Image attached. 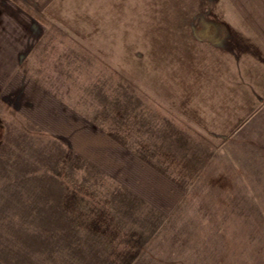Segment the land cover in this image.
I'll use <instances>...</instances> for the list:
<instances>
[{
	"label": "rangeland",
	"instance_id": "obj_1",
	"mask_svg": "<svg viewBox=\"0 0 264 264\" xmlns=\"http://www.w3.org/2000/svg\"><path fill=\"white\" fill-rule=\"evenodd\" d=\"M39 21L22 69L58 97L5 94L0 67V264H264V106L235 130L199 129L156 97L133 47ZM155 61L169 86L186 77Z\"/></svg>",
	"mask_w": 264,
	"mask_h": 264
},
{
	"label": "crops",
	"instance_id": "obj_2",
	"mask_svg": "<svg viewBox=\"0 0 264 264\" xmlns=\"http://www.w3.org/2000/svg\"><path fill=\"white\" fill-rule=\"evenodd\" d=\"M39 18L67 35L85 36L92 49L133 47L135 62L150 63L156 97L182 108L193 123L202 119L199 129L207 123L209 129L235 130L264 106V0H0V67L7 69L11 83L4 93L34 92L31 99L43 106L47 98L58 96L22 69L49 30ZM115 26L133 29V39L125 38L122 45L119 35L112 38ZM148 44L149 54L143 52ZM128 59L115 66H132ZM158 59L168 69L174 61L186 77L169 86L171 69L166 80L163 72L155 76ZM139 69L135 67L134 79L144 85ZM164 82L159 89L157 83Z\"/></svg>",
	"mask_w": 264,
	"mask_h": 264
}]
</instances>
